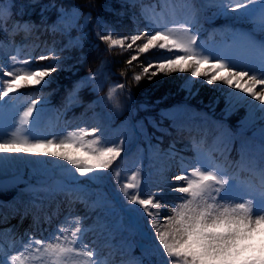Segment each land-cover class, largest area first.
<instances>
[{"label": "snow or ice", "instance_id": "obj_1", "mask_svg": "<svg viewBox=\"0 0 264 264\" xmlns=\"http://www.w3.org/2000/svg\"><path fill=\"white\" fill-rule=\"evenodd\" d=\"M205 6L215 8L213 18L233 21V25L213 33H227L230 43L209 45L200 39V12ZM180 9L179 15L175 7L170 12L144 11V29L127 35L116 34L98 21L96 36L109 52L116 47L121 49V55L130 52L125 61L128 66L145 57L141 71L132 76L137 84L142 79L151 82L161 75L189 73L182 87L190 95L195 94L194 83L218 87L226 94L230 108L246 106L250 122H264V40L256 38L257 32L264 35V0H206L200 8L193 0H180ZM59 12L60 20L52 26L53 32L69 31L81 16L75 8H60ZM91 19L90 14L84 16L80 26L84 36L87 34L83 28ZM245 24L250 28L235 26ZM16 29L30 33L32 26L17 24ZM82 46L76 39L69 40L65 48ZM36 47L39 45L29 50L26 59H20L23 49L19 46L7 61L0 59V167L22 162L34 174L47 177L53 171L48 165H52L60 170L63 180L54 185L41 180L40 187L30 186L27 191L42 192L46 197L64 193L70 206L79 200L89 214L95 213V221L88 225V216H73L70 207L69 215L46 237L26 232V240H16L7 248L0 243V264H110L107 257L102 258L97 240L104 241L103 247H111L112 240L124 232L138 237L134 246L140 249L141 257L147 258V264H264V128L259 130L260 142L255 149L251 141H241L240 159L235 162L229 159L231 141L227 136L223 147L219 140L205 147L203 140L193 139L194 157L188 164L181 157V170L171 177L178 183H170L163 168L157 173L159 181H154V173L144 171L139 162L122 179L125 170L117 162L130 142L127 136L115 142L108 126L100 121L92 127L77 126L72 130H68L72 122L65 121L63 132L41 127L47 104L41 90L51 83L53 73L62 70V57L54 47L48 48L47 54L33 56ZM152 52L159 54L156 59L148 57ZM104 63L74 84L67 96L68 106L79 103L78 93L87 86L94 92L103 90L97 78ZM124 88V83L112 84L105 96L93 103L110 104L119 111L118 91ZM21 89H31L32 93L19 111ZM185 111L183 107L161 110L160 117L175 122ZM9 118L15 129L10 135L2 131ZM149 123L158 127L151 118ZM166 155L171 158L175 153ZM237 169L246 170L251 179L242 180ZM109 179L116 184V194L104 191ZM152 183L161 186L142 194V185ZM165 188L177 194L172 203L160 198ZM72 193L79 196L74 200ZM121 213L127 214V225L116 219ZM90 232L97 239L87 241ZM141 257H132L124 264H145Z\"/></svg>", "mask_w": 264, "mask_h": 264}, {"label": "trees", "instance_id": "obj_2", "mask_svg": "<svg viewBox=\"0 0 264 264\" xmlns=\"http://www.w3.org/2000/svg\"><path fill=\"white\" fill-rule=\"evenodd\" d=\"M7 1L0 0V3ZM138 7V2L129 3L120 0H14L10 11L0 9L2 12L0 15V40L8 38L4 31L10 29L14 22L29 21L33 36L27 37L23 41V51L20 57L28 58L27 53L34 45H39V47L32 50L33 56L47 54L48 48L56 49L57 54L62 57V70L53 73L51 83L41 90V95L47 96L46 109L52 108L58 113L63 111L65 117H88L109 106L110 104H94L93 102L104 97L110 85L124 83L125 88L118 91V100L121 104L119 111L125 117L128 114V100L133 98L130 103V111L139 129L140 138L128 158L123 159L122 162L130 164L139 162L144 168L147 166V160L154 157L159 151L174 152L175 156L170 159L176 162H180L181 157L185 162L191 161L186 155L187 152L181 151L180 147L173 142L175 129L171 126L172 120L160 117L161 110L170 111L176 105L194 107L210 114L214 120H218V124L230 130L231 141H234V137L240 129H245L260 138L259 130L264 128V122L259 120L254 123L250 122L248 109L243 105L230 108L226 94L218 87L194 83L192 92L195 94L190 95L188 90L182 87L190 75L189 73L161 75L151 82L142 79L139 84L133 81L132 76L141 71V60H145V57L141 56L140 60L128 66L125 61L131 53L121 55L119 47L114 48L111 52L107 51L106 45L98 40L96 32L99 27L98 21L120 35L131 34L134 30H143L147 22L144 20L136 22L132 18V12H136ZM60 8H64L66 11L75 8L81 13L80 19L75 22V27H71L67 32H53L50 28L52 24H58ZM214 10L213 7L208 10L207 17H213ZM89 14L92 19L83 28V32L87 34L84 36L80 26L84 23V16ZM206 23V20H200L203 31L207 29ZM59 27L63 28V25H59ZM105 34L107 33L105 32ZM76 39L81 41L82 47L65 48L69 40ZM60 49L65 50L61 52ZM151 55L154 54L149 53L148 57L151 58ZM102 62L105 63L101 75L97 79L103 83V90L94 92L91 90V86H87L78 93L79 105L63 110L65 107L64 96H68L77 81L94 70L100 69ZM121 72L126 74L122 76ZM31 93V89H21L17 103L30 96ZM140 105H145L146 108H141ZM149 118L155 121L158 127L149 123ZM173 144L175 147L171 148L170 146ZM232 152L230 156L233 158L230 160L235 162L239 153L235 148ZM48 167L53 169L52 165H48ZM57 177L60 181L63 180V176ZM92 187L95 188L96 185H92ZM104 191L106 192L105 187ZM131 241L126 239L125 246L133 245ZM130 250L132 257H141V252L134 245ZM143 259L147 264V258Z\"/></svg>", "mask_w": 264, "mask_h": 264}, {"label": "rangeland", "instance_id": "obj_3", "mask_svg": "<svg viewBox=\"0 0 264 264\" xmlns=\"http://www.w3.org/2000/svg\"><path fill=\"white\" fill-rule=\"evenodd\" d=\"M127 1H133V0H127ZM161 1L166 3V5L164 4V7L162 9H160L158 13H160L162 11L170 12L172 7H175L177 15L181 14L180 0H161ZM13 2H14V0H8L7 2L0 3V9H4L6 11L11 10ZM158 2H160V1H158ZM193 2L195 3V0H193ZM154 3H155V1L153 0L152 4L155 5ZM198 4L199 5H196V6H197V8H200L201 2ZM144 11L151 12L146 4L141 7L138 14L133 15V19L138 20L139 19L138 15H141L143 17ZM200 15H201V12H200ZM226 20H228L230 22L232 21L231 19H226ZM26 22L29 23V21H26ZM50 28H52V26ZM242 28L247 30L250 27H248L246 25V27H242ZM256 38L258 40H264V35H261L257 32ZM206 43L209 45H221L220 43L219 44H214L212 42H206ZM225 43H228V42H225ZM0 45H2V47H0V59H3L5 61H7L10 56L15 54V49L17 46H19L21 48L23 47V43H21V42L15 43L12 41H10V42L1 41ZM152 54H154V55H151V59H156L157 56L159 55L155 52H152ZM23 101L17 103V105L19 106V111L23 110ZM181 107H183V106L174 107L171 110L181 108ZM183 108L186 109V111L181 113L180 115H178L175 122H173V125L175 127H177V126L181 127L183 125H187L188 123L192 122L196 127L202 126V128L208 133V135L201 136L198 139V142L203 140L205 147L212 146L213 143L210 140L213 139V137L217 133V130L214 128V124L212 123L213 120L211 119V117L203 115V114L198 113V112L190 111L189 109H187L185 107H183ZM118 117H119V111H114L111 105L104 107L103 109L95 112L90 117L80 118L79 120H77V119L62 120L60 118L58 120L56 115H55L54 110L48 109L42 115L41 127L45 130H47L49 127H51L55 131L63 132L64 131L63 125H64L65 121H71L72 122L68 126V130H72V128L77 127V126L92 127V126L96 125L97 121H100V122H102L108 126L109 132L112 135L113 140L115 142H117V143L120 142V140L123 139L125 136H127L129 138V140L131 141L132 138H135L134 136H136V133H137V131H135L132 118L128 117L129 118L128 119V118L123 117L121 119H118ZM12 123H13V121L11 118L6 120L4 128L2 131L4 133H7L10 135V133L15 130L14 127L11 126ZM204 138H205V140H204ZM185 140L186 139H184L183 141H185ZM242 140L251 141L252 145H253V149H255L256 146L260 142L259 140H257L256 138H254L253 136H251L250 134H248L244 131L240 132L236 137L238 147L240 146V143ZM189 142L186 143L187 145L185 147H182V149H185L188 146L189 149L191 150V152L194 153V150L192 149V146H191V141H189ZM166 154L167 153H165V154L159 153L156 157L149 159L145 171L151 170L154 173V176H153L154 181H159V175L157 173H158L159 169L163 168L166 170L167 180L173 184L178 183V182L171 181V177L173 175L178 174L181 169H180V167H177L176 164L173 163L172 161L167 162L166 159L167 160H171V159ZM192 157H194V156H192ZM61 163H63V162H61ZM185 164H188V163L185 162ZM150 165H151V169L149 168ZM117 166L122 168L123 170H125V172H122V179H123V178H125V175L127 174V172L135 170L136 163L134 165V164H129V163L128 164L127 163H120L118 161ZM4 168L11 170V171L13 170V172L9 175V176H12L15 174L24 175L27 172V168H29V167H27L22 162H17L15 164H8V165L4 166ZM58 171L60 173L59 169H58ZM29 172L31 173L30 177L33 180H36V182H35V184H29L27 187L22 189L21 192H19V197L23 198L24 200L27 201L28 204L31 205V208H30L31 212L35 213V215L38 213L37 219L34 221V225H36L38 223L39 229L37 231L32 230L29 233L34 234L37 238H41L42 236L46 237L48 235V233L51 232L56 227V225L58 223H60L62 220H64L65 216L69 215L70 207H71V215H73V216H75V215H80V216L87 215L88 220L86 221V223L88 225H92L94 223L95 213L89 214L87 209H85L84 205L82 203H80L79 200H75V198L77 196H79V193H72L71 198H73L75 200V202L70 206L68 203L69 197L67 195H65L64 193H57L54 197H46V194L42 193V192L34 194L32 192L27 191V189L30 186L34 187V188L40 187L41 185L39 184V181L42 180L41 178H46L45 176H41L39 174H34L32 171V168H31V170L29 169ZM249 179H251L249 174L242 177V180H244V181H248ZM46 181H47L48 185H54V183H55V181H53L49 178L46 179ZM105 186L107 187V189L111 193H113V192L116 193V191H117L116 184L111 179H109V183L106 184ZM159 186H161L159 183H152L151 185H142V194H150L152 191H154ZM176 195L177 194L170 192L168 188H165L164 194L160 198L162 200H166L169 203H172L173 200L175 199ZM39 196H43L44 199L42 202H40L41 204L38 205V203L35 202L34 198H38ZM28 197H33V198L31 200H28L27 199ZM57 198L59 199V201H56L57 205L59 204V202L65 203L64 207H62L63 204H61V206H60L62 208L61 213L56 212V207H54L52 210L44 207V205L47 201H50V206H51V201H55ZM32 200H34V201H32ZM45 217H49L50 219L46 220ZM120 219H122L123 223L125 225H127L128 218H127L126 213H121ZM145 228L147 229L146 221H145ZM148 231H149V234L151 235L152 234L151 231L150 230H148ZM126 235H129V233L124 232L122 235H117L112 240V242H111L112 246L111 247H103L104 241L103 240H97V246L101 248L102 258L107 257L110 264H123L120 262L122 261L125 253L121 249L120 241L123 240ZM6 237H7V235H6ZM134 238H135V242H136L138 237L134 236ZM23 239L26 240L27 237L25 236V237H23ZM93 239H97V235L95 233L90 232L88 234V236L86 237V240L92 241ZM16 240H18V239L16 238L13 240V239L9 238V242L7 243V241H5L4 238L0 235V243H2L6 248L9 245H11L12 243H14V241H16ZM114 262H116V263H114Z\"/></svg>", "mask_w": 264, "mask_h": 264}, {"label": "water", "instance_id": "obj_4", "mask_svg": "<svg viewBox=\"0 0 264 264\" xmlns=\"http://www.w3.org/2000/svg\"><path fill=\"white\" fill-rule=\"evenodd\" d=\"M27 180L21 178V177H13L8 179H0V186L3 187L5 184H12L8 194L12 193L15 194L18 188H22L27 184ZM5 192V191H4Z\"/></svg>", "mask_w": 264, "mask_h": 264}, {"label": "bare ground", "instance_id": "obj_5", "mask_svg": "<svg viewBox=\"0 0 264 264\" xmlns=\"http://www.w3.org/2000/svg\"><path fill=\"white\" fill-rule=\"evenodd\" d=\"M13 172V170H8L4 167H0V178H4V177H8L11 173ZM20 200L16 199L15 202H18ZM14 201H11V202H7V203H4V204H0L1 207L5 208V207H8V208H12L13 204L15 203ZM19 204V203H18Z\"/></svg>", "mask_w": 264, "mask_h": 264}]
</instances>
